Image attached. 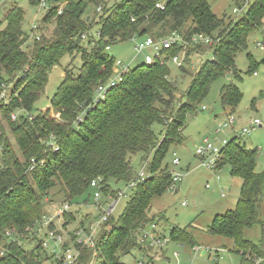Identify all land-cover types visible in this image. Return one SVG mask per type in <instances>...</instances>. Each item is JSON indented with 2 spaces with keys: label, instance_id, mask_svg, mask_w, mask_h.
Masks as SVG:
<instances>
[{
  "label": "trees",
  "instance_id": "obj_1",
  "mask_svg": "<svg viewBox=\"0 0 264 264\" xmlns=\"http://www.w3.org/2000/svg\"><path fill=\"white\" fill-rule=\"evenodd\" d=\"M63 2L61 14L54 7L44 17L46 21L51 14L56 16L55 39L36 42L30 56L22 50L28 39L22 30V9L12 7L5 16V26L1 28L0 24V94L2 86L11 88L7 102L0 104V115L8 122L23 158V162L18 159L0 120V244L6 230L24 233L32 226L43 213V200L52 199L51 192L56 188L65 202L80 205L79 200L86 203L92 196L90 182L101 179L103 194L113 196L109 184H127L134 179L131 157L139 154L148 176L133 189L122 215L108 221L109 232H104L97 244L98 261L117 264L118 252L129 253L135 245L131 236L150 222L152 200L172 185L171 173L159 168L167 147L183 141L187 114L196 113L197 104L212 83L229 70L236 75V54L246 49L248 36L264 25V0H250L247 9L226 26L212 13L207 0H169L163 9L157 8L156 0H121L110 9L99 5L100 12L86 25L81 21L86 4ZM94 28L100 37L89 40L93 45L88 51L82 46L81 35ZM172 33L180 35L183 44L163 50L164 63L156 59L152 65L129 68L118 85L94 102L96 87L109 80L115 63L105 47L146 36L161 39ZM198 35L208 36L212 44H194L192 38ZM261 46L264 51V36ZM182 52L179 68L184 72L191 55L200 57L209 52L211 57L200 63L181 94L169 79L167 63ZM74 53L80 55L81 67L75 74L72 69L63 70L50 99L60 122L48 118V109L31 115L44 93L49 71L64 55ZM179 96V102H175ZM219 97L223 110L234 111L241 93L230 84L221 89ZM22 113L25 115H18ZM169 116L174 121L164 125ZM221 155L216 169L229 165L230 174L239 177L242 184L235 208L216 214L207 233L231 239L232 251L241 257L240 264H264V172L257 169L256 151L233 138ZM255 225L260 229L259 245L243 235L245 229ZM186 230L173 228L172 240L193 245ZM5 246L8 253L0 258V264H38L37 250ZM90 262L91 252L83 250L78 264Z\"/></svg>",
  "mask_w": 264,
  "mask_h": 264
},
{
  "label": "rangeland",
  "instance_id": "obj_2",
  "mask_svg": "<svg viewBox=\"0 0 264 264\" xmlns=\"http://www.w3.org/2000/svg\"><path fill=\"white\" fill-rule=\"evenodd\" d=\"M72 1L86 4L81 17V21L86 25L93 22L94 17L97 15L96 13H98L97 8L99 5L110 9L114 3H118L121 0ZM156 1L164 6V3L169 0ZM207 1L212 13L222 19L225 26L229 23V20L237 17L238 14L234 13L233 9L240 7L243 2V0ZM12 7H19L24 12L22 30L28 35V39L22 48L25 54L30 56L36 42L43 39L48 41L55 39L56 16L51 14L46 21H44V17L54 7L64 8L63 0H0L1 28L5 26V16ZM34 27L35 29H33ZM95 31L96 29L94 28L92 33ZM263 36L264 25L248 36L246 49L239 51L234 60L236 75L233 74L232 70H229L212 83L207 95L197 104L196 113L188 112L187 118L185 116L186 126L183 130V141L180 144L173 143L166 149L161 167H159L160 171L162 168H167L171 174H179L182 177L173 188L169 187L162 196L154 198L151 203L152 210L148 215L150 222L147 224L155 223V231L161 237L160 242L163 243V246L149 245L148 241L139 243V233H136L131 236V239L135 241V245L130 248V252L123 255L118 252L116 255L117 264H240V255L232 251V240L220 236H211L207 233V230L216 214H225L235 208L242 180L230 174L229 165H223L215 170H207L201 166V160L195 155V152L197 148L202 146L205 139H208L213 145L221 147L223 140L230 141L234 138V130L237 134H240L243 128L250 127V123L253 120H258L259 126L251 130L248 135L238 139L242 141L247 149L256 151L257 169L264 172V63H262L264 51L260 47L263 42ZM86 40L82 39L81 43L83 48L89 51L92 46L89 47ZM108 55L114 59V62L119 61L131 69L143 63V56L136 54L131 41L112 45ZM179 55L181 57V54ZM190 57L191 62L185 66V72L172 61L167 63L170 73L169 79L177 85L178 92L181 94L186 91L191 77L198 69L200 63L209 59L211 54L207 52L200 57H192V55ZM81 64L80 55L75 53L64 55L59 63L49 71L44 93L34 104L30 114L35 115L48 109V118L51 117L56 122H60L58 114L50 107V99L56 93L62 80L63 70L72 69L75 74ZM114 70L119 73L122 72V69L118 67H114ZM110 78L105 85H108L111 80H115L117 74ZM230 84L235 85L241 93L240 103L234 111L223 110L219 101L221 89ZM10 92V86L6 87L5 100L2 99L0 104L7 102ZM175 98V102H179L180 96ZM203 107L206 110H202ZM18 115L24 116L25 114ZM229 115L235 118L234 126L232 128H220L219 126ZM0 120L2 121L7 140L18 159L23 162L13 134L9 130L8 122L2 119L1 115ZM11 120L13 121V119ZM174 158L179 159L178 165L173 164ZM142 161V156L139 154L131 157V166L136 175L141 171H146ZM109 185L114 192L120 190L125 194L115 205L112 217L117 220L124 212L134 190L128 189L123 182ZM51 194H54L52 199L45 198L43 200V213L39 219L44 217L46 219L53 218L55 212L61 209V205L68 203L63 199L59 189H54ZM78 202L80 205L76 203L69 204L72 206L71 214H67L59 220L53 219L51 230L63 228V230L68 232L77 229L82 224L84 229H90L91 226L95 225V220L97 221L99 214L92 207L94 203L92 196L89 197L86 203L82 202V200ZM162 216L163 218L161 219ZM69 217L72 218L69 219ZM39 219L35 220L34 223ZM261 221H264V205L261 211ZM110 226L111 224H108L107 228H97L94 234L97 242H99L104 232H109ZM173 228H187V233H191L193 245L172 240L170 231ZM145 232L152 233L150 225L145 227ZM46 234L47 230L43 229L39 233L37 241L44 240ZM243 235L251 243L260 244L261 234L258 225L245 229ZM164 240H166V243H164ZM37 241L29 242L24 250H38ZM5 244L6 242L3 239L0 247L5 246ZM50 245L53 247L52 243ZM192 247H198L199 252H193ZM48 253H50V250ZM98 254L100 255V252ZM99 255L92 264H101L97 259Z\"/></svg>",
  "mask_w": 264,
  "mask_h": 264
},
{
  "label": "built area",
  "instance_id": "obj_3",
  "mask_svg": "<svg viewBox=\"0 0 264 264\" xmlns=\"http://www.w3.org/2000/svg\"><path fill=\"white\" fill-rule=\"evenodd\" d=\"M250 1L243 0L240 7L233 9L234 13H237V17L240 16L248 7ZM157 8L163 9V5L157 4ZM101 8L98 7L97 11L100 12ZM58 14L62 13V8H58ZM133 21V19H132ZM35 29V27L33 28ZM100 37V32L96 30L94 33L92 31H86L81 35V42L82 39L86 40L89 46L93 45V41L89 42V40L98 39ZM133 44V50L136 54H141L143 56V64L145 65H152L155 63L156 59L160 61V63H164V58L161 55V52L165 49H169L176 44H183V40L180 35L176 33H172L164 38L156 39L150 36H146L143 39L133 38L131 40ZM192 42L194 44L200 45H211L212 39L205 35H198L192 38ZM187 44L184 45V49ZM262 48V46L260 45ZM110 47H105V51H110ZM184 53L182 52L181 57L175 56L171 59V61L180 66L183 62ZM114 67H118L122 69V72L119 73L114 70ZM129 71L128 66H124L119 61L114 63L112 69V76L117 74V78L115 80H111L108 85L99 84L94 93V102H98L102 100L105 95L109 92L111 87L116 86L121 81V76ZM255 75V74H254ZM111 76V78H112ZM110 78V79H111ZM3 90L0 94V102L1 100H5V90L6 87L2 86ZM202 110H206L205 107ZM12 119L15 120V116L12 115ZM173 117L169 116L167 119L164 120V125H168L169 123L173 122ZM235 123V118L232 115L227 116L226 120L219 126L220 128H232ZM259 126L258 120H253L250 123L249 128H243L240 134L234 130V138L238 140V138L248 135L251 130L255 129ZM229 140H223L221 143V147H217L213 145L208 139H205L202 143V146L196 149L195 155L201 160V166L206 168L207 170H215L217 166V162L221 158V153L223 149L226 148ZM175 155V154H174ZM179 159L174 158L173 164L178 165ZM145 165V164H144ZM147 165V163H146ZM35 167V163H33L29 170L31 171ZM172 175V185L170 187H174L176 183L181 180L179 174H171ZM146 171H141L138 175L135 176L130 182L126 184L127 188L130 190L135 189V187L144 181L147 177ZM208 188V186H206ZM90 190L91 195L94 203L92 207L98 212L99 217L97 221L95 220V225L91 229H84L83 224L79 226L77 229L73 231L66 232L63 228L57 230H51L53 227V219L59 220L67 214H71V207L69 203H65L61 205V209L55 212L53 218L46 219L40 218L36 221L32 226L25 229L24 233H19L14 229L6 230L3 234V239L6 242V245H17L18 247H22L23 249L29 242H36L39 233L43 230H47V234L45 235L44 240L38 242V250L36 252L35 261L38 264H78L81 252L83 250H89L91 252V262L92 264L94 259L98 256L99 248L97 246L98 242L95 238V231L97 228H107L108 221L112 219V215L115 210V205L117 201L124 197V192L120 190L115 191V196L111 195H104L102 192V186L100 184V179H95L90 182ZM224 197V195H223ZM184 205V203H182ZM54 220V221H55ZM150 225L152 233L145 232V227ZM144 224L138 231L139 235V243H146L149 242V245L156 244L160 247L163 246V243L160 242L161 237L155 231V223ZM53 244V247L50 245ZM166 243V240H164ZM26 250V249H25ZM50 250V253L48 251ZM193 252H199L198 247H192ZM8 253V248L6 246L0 247V258H4ZM260 261H256L254 264H258ZM142 264V263H138Z\"/></svg>",
  "mask_w": 264,
  "mask_h": 264
}]
</instances>
